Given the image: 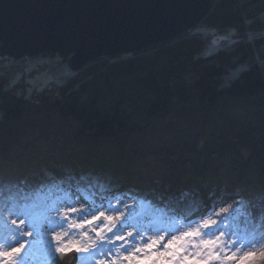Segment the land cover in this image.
Here are the masks:
<instances>
[{
  "label": "trees",
  "instance_id": "obj_1",
  "mask_svg": "<svg viewBox=\"0 0 264 264\" xmlns=\"http://www.w3.org/2000/svg\"><path fill=\"white\" fill-rule=\"evenodd\" d=\"M202 25L237 35L207 51L195 27L30 94L0 68V173L24 178L14 197L30 216L71 188L186 222L264 198V0H215Z\"/></svg>",
  "mask_w": 264,
  "mask_h": 264
},
{
  "label": "water",
  "instance_id": "obj_2",
  "mask_svg": "<svg viewBox=\"0 0 264 264\" xmlns=\"http://www.w3.org/2000/svg\"><path fill=\"white\" fill-rule=\"evenodd\" d=\"M215 0H0V55L69 56L74 72L101 56L139 52L197 26ZM72 252L48 264H77Z\"/></svg>",
  "mask_w": 264,
  "mask_h": 264
},
{
  "label": "snow or ice",
  "instance_id": "obj_3",
  "mask_svg": "<svg viewBox=\"0 0 264 264\" xmlns=\"http://www.w3.org/2000/svg\"><path fill=\"white\" fill-rule=\"evenodd\" d=\"M129 207L124 205V209ZM230 208L231 203L214 211L215 218L213 212H209L198 220L190 219L185 230L160 229L154 236H145L142 230L128 222L131 212L126 216L125 210L121 208H110L109 211L115 215H106L99 210H96V214L81 211L73 205L55 207L52 209L56 213L53 222L57 228L63 227L69 212L79 214L80 223L72 225L79 229L98 221L103 223L99 229H91L94 236L85 231L83 243L77 241L70 246L63 244V233L52 229L54 252L50 254L59 257L74 249L77 254H87L89 258L102 257L96 264H256L257 257L264 262V250H256L264 247L261 240L247 239L230 230L226 231L224 217ZM4 212L8 215L4 216ZM0 222L6 230L15 233L12 237L15 243L7 247L0 244V264H21L22 253L28 244L22 238L32 237L46 225L33 223L26 208L0 209ZM241 251L243 255H238Z\"/></svg>",
  "mask_w": 264,
  "mask_h": 264
},
{
  "label": "rangeland",
  "instance_id": "obj_4",
  "mask_svg": "<svg viewBox=\"0 0 264 264\" xmlns=\"http://www.w3.org/2000/svg\"><path fill=\"white\" fill-rule=\"evenodd\" d=\"M201 21L195 27H198L199 29H205L206 38L208 40L207 51L218 49L225 44V41L228 38L237 35L235 34L234 30L220 31L211 29V27L209 26H200ZM259 32L264 34V29L260 30ZM248 34L250 37L254 35V33L252 32H249ZM44 54L50 57L48 63H52L53 71H51L49 68H46L47 66H45V68L37 66L36 68H34V70H32V67L35 66V63L26 65L23 69H21L20 67L11 65V57L9 58L8 56L0 55V68L4 67L9 77V83H7L6 86L17 87L20 91L23 90L26 93L30 94L32 91H37V89L43 88L47 85H50L51 83L55 84L63 82L75 73L71 69H69V56L63 58L58 53ZM242 67L243 66H239L231 69L229 75H236ZM1 116L2 111L0 110V117ZM23 179L24 178L21 177L15 178V175L9 173H0V209L6 207H23H21L20 204L22 198L20 196L18 198L14 197L16 196L18 187L22 184H25L23 183ZM53 193L56 195L58 194L57 191ZM260 197L261 196H258L254 199L245 198L237 204H232V207L236 208L235 212L232 215L225 214L224 222L225 225H227L226 231L230 230L237 235L246 237L247 239L255 238L257 240H261L262 245H264V205L262 204L264 203V198ZM11 198H13V200H16H14L13 202L11 201ZM44 200L47 202L46 204ZM56 201L57 203L56 205H54V202ZM80 201H84L85 203L82 204L80 203ZM39 202H44V209L37 211L34 215L32 214L31 216L30 213L32 211H28L29 218L36 225H46V227H42L39 233H34L32 237L22 238L23 240L28 241V244L26 245V248L22 253L21 264H48L51 261V259L54 257L50 254L54 252V245L51 239L52 229H55L57 232L63 233V244L70 246L72 243H75L77 241L83 243V233L85 231H87L90 236H94V233L91 231V229L93 227L99 229V226L103 223V221H98L94 225H85L83 229H79L72 226L74 224L80 223L79 214L69 212L67 214V220L63 224V227L57 228L56 223L53 222L56 218V213L52 210L48 211V208L50 207L66 208L68 205H73L77 207V209L81 211L91 212V214H96V210H99L104 211L106 215H115L114 212L109 211L110 208L124 209V205L127 204L130 207L124 209L125 215L127 216L129 211L131 212V215L128 217V222L135 225L138 229L142 230V235L145 236H154L155 233L160 229L174 230L176 228H181L182 230H185L188 225V222H186V220L182 218L172 219L170 217L159 215V213L157 215L147 216L148 214H146V210H148L150 214H155L156 212L150 208L146 209L147 205H145V203L143 204L140 198H133L132 196L128 195H125L124 197H114L113 199H111V197L106 199H89L84 196L82 191L71 188L64 196L59 194L49 200L43 196L42 198H40ZM227 204L229 203L219 205L215 211H219L220 208L227 206ZM231 210L232 208L229 209V211ZM208 214L209 213H207V215ZM3 215L7 216L8 213L4 212ZM87 218H90V216ZM213 218H215L214 211ZM8 227H10V222ZM13 235H15V233L6 230L5 225L0 222V244H3L5 247H7L8 244L15 243V241H13L12 239ZM256 250H264V247L258 248ZM78 255L82 260L80 259L81 262L79 261L77 264H96L97 260L102 259V257L99 256L95 258H89L87 257V254ZM238 255H243V252H239ZM256 264H264V262L260 261L259 257H257Z\"/></svg>",
  "mask_w": 264,
  "mask_h": 264
},
{
  "label": "bare ground",
  "instance_id": "obj_5",
  "mask_svg": "<svg viewBox=\"0 0 264 264\" xmlns=\"http://www.w3.org/2000/svg\"><path fill=\"white\" fill-rule=\"evenodd\" d=\"M29 57V58H28ZM25 56V57H22V58H15V59H18L19 61L20 60H25V59H27V60H29V59H31L32 61H30L27 65H31L32 63H35V66L34 67H32V69H34V68H36L38 65H40L43 61H44V59H46L47 61H48V56L46 55V54H44V53H39V54H37V55H33V56ZM21 62V61H20ZM22 63V62H21ZM22 66H26V65H23V63H22ZM38 67H40V66H38ZM41 68H42V66H41ZM52 69H51V71H53V67H51ZM69 69H71L72 70V68H70L69 67ZM73 71V70H72ZM74 72V71H73Z\"/></svg>",
  "mask_w": 264,
  "mask_h": 264
},
{
  "label": "built area",
  "instance_id": "obj_6",
  "mask_svg": "<svg viewBox=\"0 0 264 264\" xmlns=\"http://www.w3.org/2000/svg\"><path fill=\"white\" fill-rule=\"evenodd\" d=\"M49 60H50V57L48 58V61ZM30 61H32V60L31 59H29V60H27V59L21 60V62L23 63V65H27ZM48 61L46 59H44V61L40 65H38V66H42L44 68H45V66H47L46 68H49L51 70L52 69L51 67H53V66H52V63H48ZM21 62H20V64L22 65Z\"/></svg>",
  "mask_w": 264,
  "mask_h": 264
}]
</instances>
